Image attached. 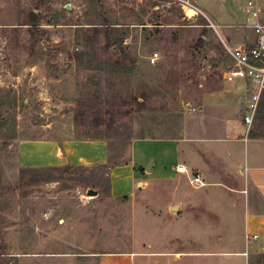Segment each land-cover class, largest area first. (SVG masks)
Returning a JSON list of instances; mask_svg holds the SVG:
<instances>
[{
  "label": "rangeland",
  "instance_id": "obj_1",
  "mask_svg": "<svg viewBox=\"0 0 264 264\" xmlns=\"http://www.w3.org/2000/svg\"><path fill=\"white\" fill-rule=\"evenodd\" d=\"M204 1L205 14L180 0H0V252L5 264H51L49 257L43 261L28 254L40 250L43 233L53 240L69 235L76 219L94 222L89 229L96 232L98 251L121 248V242L132 248L134 222L129 237H121L115 208L87 195L100 187L94 173L19 170L17 144L107 137L123 155L132 139L173 135L204 93L227 85L231 59L221 36L237 46L253 35L244 27L248 0ZM256 1L264 12V0ZM155 52L160 57L152 63ZM254 120L255 133H263L264 93ZM166 194L152 186L146 198L158 208ZM151 217V225L157 223L158 216Z\"/></svg>",
  "mask_w": 264,
  "mask_h": 264
},
{
  "label": "crops",
  "instance_id": "obj_2",
  "mask_svg": "<svg viewBox=\"0 0 264 264\" xmlns=\"http://www.w3.org/2000/svg\"><path fill=\"white\" fill-rule=\"evenodd\" d=\"M191 1L205 14L204 0ZM226 83L204 93L173 135L132 139L123 155L107 137L20 140L19 170L94 173L96 196L115 208L121 237H129L130 221L137 235L132 248L121 242V248L98 251L96 232L89 229L94 222L76 219L69 235L53 240L43 233L40 250L28 255L49 257L51 264H264V132L255 133V120L245 122L249 98L243 83ZM177 164L188 174L176 171ZM192 173L205 185L192 184ZM152 186L159 195L167 192L158 208L146 198ZM153 215L158 220L151 225Z\"/></svg>",
  "mask_w": 264,
  "mask_h": 264
},
{
  "label": "built area",
  "instance_id": "obj_3",
  "mask_svg": "<svg viewBox=\"0 0 264 264\" xmlns=\"http://www.w3.org/2000/svg\"><path fill=\"white\" fill-rule=\"evenodd\" d=\"M185 6L195 10V13L203 11L191 0H180ZM247 23L244 24L253 33L237 46H232L221 35L226 52L231 64L224 74L226 82H236L241 80L248 94L249 105L245 122L252 124L257 112L258 102L264 93V16L263 8L256 0L247 2ZM212 26H215L212 24ZM216 27V26H215ZM159 53L155 52L151 56V62L155 63L159 59ZM176 171L188 174V170L183 164L176 165ZM191 183L194 185H205L199 173L191 174Z\"/></svg>",
  "mask_w": 264,
  "mask_h": 264
},
{
  "label": "water",
  "instance_id": "obj_4",
  "mask_svg": "<svg viewBox=\"0 0 264 264\" xmlns=\"http://www.w3.org/2000/svg\"><path fill=\"white\" fill-rule=\"evenodd\" d=\"M68 7H69V5H68ZM149 169V168H148ZM97 190H95V189H88L87 190V195H97Z\"/></svg>",
  "mask_w": 264,
  "mask_h": 264
},
{
  "label": "trees",
  "instance_id": "obj_5",
  "mask_svg": "<svg viewBox=\"0 0 264 264\" xmlns=\"http://www.w3.org/2000/svg\"><path fill=\"white\" fill-rule=\"evenodd\" d=\"M4 257H5V255H3V253L0 252V264H5Z\"/></svg>",
  "mask_w": 264,
  "mask_h": 264
}]
</instances>
